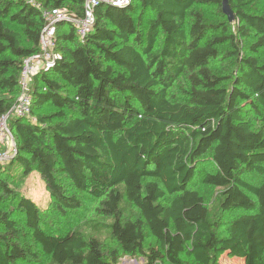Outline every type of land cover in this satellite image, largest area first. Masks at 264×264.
<instances>
[{"label":"trees","instance_id":"obj_1","mask_svg":"<svg viewBox=\"0 0 264 264\" xmlns=\"http://www.w3.org/2000/svg\"><path fill=\"white\" fill-rule=\"evenodd\" d=\"M254 1L229 0L233 22L223 0L100 2L84 40L58 23L60 57L34 76L30 116L8 120L10 168L39 174L61 214L83 206L76 191L96 198L98 217L50 232L36 202L0 178V264L37 260L32 243L50 264H117L104 239L147 264H218L224 253L264 264V3L252 10ZM85 2L0 0V118L39 50L38 5L82 18ZM206 6L227 19L208 21ZM181 77L189 87L179 98L169 90ZM208 160L202 182L219 190V212H239L229 220L194 186Z\"/></svg>","mask_w":264,"mask_h":264},{"label":"rangeland","instance_id":"obj_2","mask_svg":"<svg viewBox=\"0 0 264 264\" xmlns=\"http://www.w3.org/2000/svg\"><path fill=\"white\" fill-rule=\"evenodd\" d=\"M263 3L264 0L254 1L251 4V9H256L257 5H262ZM202 9L204 10L208 21L218 23L227 19L223 12L219 11L215 6H206L202 7ZM263 54L264 50L261 52V55ZM212 65L217 72L222 73L223 69L220 68L217 63L213 62ZM188 87L189 85L187 81L181 77L175 82L174 86L169 90V92L171 95L180 98L185 95V91L188 89ZM242 105L244 106L245 103H242ZM54 109L55 108L52 105H44V107L41 108V112L46 113L53 111ZM0 145V151L7 148L4 144ZM212 169L213 165L209 160L200 162L198 164V174L194 180V186L204 196L207 204L214 213L216 212L218 216L223 215V219L229 220L239 212L236 213L230 211L223 214L219 212V210H217L216 204L219 190L214 186L207 185L202 182L204 172L211 171ZM243 177L247 181L255 184H260L263 180V177L256 172H245ZM0 178L10 182L11 185L31 197L36 202L43 215L42 226L50 232L66 233L69 230L80 228L86 220L98 217L95 210L98 200L79 191L76 192L83 196V206L78 210L69 211L66 214L59 213V211H57L53 205L50 193L48 192L45 182L41 179L40 175L32 172L28 176H22L15 166L10 168V162H0ZM103 242L108 256H110L112 250H117L118 253L121 254L117 264H147V261L143 256L133 257L129 255H123L121 249L118 248L114 241L104 239ZM32 247L37 252L38 259L19 264H50L49 256L45 255L36 243H32ZM218 264H244V261L241 258L233 257L227 253H224L220 255Z\"/></svg>","mask_w":264,"mask_h":264},{"label":"built area","instance_id":"obj_3","mask_svg":"<svg viewBox=\"0 0 264 264\" xmlns=\"http://www.w3.org/2000/svg\"><path fill=\"white\" fill-rule=\"evenodd\" d=\"M132 0H86L85 14L82 18L72 14L67 7L46 8L38 5L42 11L45 25L41 32L40 45L37 53L24 60L20 78V95L14 107L0 118V144L6 145V149L0 151V162H9L15 152L16 143L9 127L10 115L27 117L30 116L33 105L32 86L34 76L51 68L56 59L60 57L57 52V26L61 21H70L76 28L81 40H84L94 23V7L102 3L116 6H127ZM35 3V0H29Z\"/></svg>","mask_w":264,"mask_h":264},{"label":"water","instance_id":"obj_4","mask_svg":"<svg viewBox=\"0 0 264 264\" xmlns=\"http://www.w3.org/2000/svg\"><path fill=\"white\" fill-rule=\"evenodd\" d=\"M222 9L224 14L228 17L230 22L235 20V14L230 6L229 0H223Z\"/></svg>","mask_w":264,"mask_h":264}]
</instances>
